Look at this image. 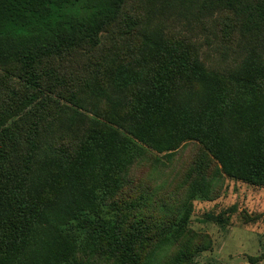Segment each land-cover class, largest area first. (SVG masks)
I'll use <instances>...</instances> for the list:
<instances>
[{
	"label": "trees",
	"instance_id": "16d2710c",
	"mask_svg": "<svg viewBox=\"0 0 264 264\" xmlns=\"http://www.w3.org/2000/svg\"><path fill=\"white\" fill-rule=\"evenodd\" d=\"M187 1L200 13L230 15L241 71L215 66L212 72L171 50L152 74L147 57L140 65L119 64L101 92L112 108L105 114L85 112V99L73 94L74 106L54 104L55 111L35 117L20 136L4 131L9 144L4 150L0 141V264H74L70 250L93 231L128 253L118 216L105 203L120 190L140 142L164 152L199 140L227 175L264 185V0ZM125 2L0 0V63L33 68L94 41ZM26 73L38 86V74ZM227 75L236 83L234 93ZM190 78L206 92L197 107L179 99L182 81ZM232 115L246 135L239 150L222 128Z\"/></svg>",
	"mask_w": 264,
	"mask_h": 264
},
{
	"label": "rangeland",
	"instance_id": "374dc122",
	"mask_svg": "<svg viewBox=\"0 0 264 264\" xmlns=\"http://www.w3.org/2000/svg\"><path fill=\"white\" fill-rule=\"evenodd\" d=\"M230 21L228 13H200L187 0H126L96 40L62 50L33 68L0 63L4 150L9 144L1 138L4 131L20 136L35 117L55 111L54 104L74 106L73 94L85 99L83 110L89 114L111 110L101 92L119 64L140 65L147 57L152 74L153 66L177 49L189 63L199 61L212 72L215 66L241 71L239 35ZM27 71L38 74V86L29 84ZM224 82L234 93L232 78L227 75ZM179 92L190 107L206 97L195 78L182 81ZM222 128L239 150L246 135L233 115L223 119ZM139 146L120 190L105 203L117 214L130 251L93 231L70 250L74 264H264V185L227 175L199 140L164 152L143 142Z\"/></svg>",
	"mask_w": 264,
	"mask_h": 264
}]
</instances>
